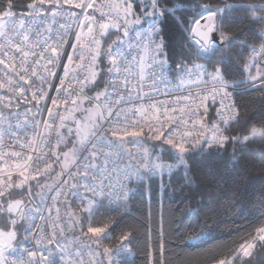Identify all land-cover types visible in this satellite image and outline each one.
Listing matches in <instances>:
<instances>
[{"label": "snow or ice", "instance_id": "6c2138e0", "mask_svg": "<svg viewBox=\"0 0 264 264\" xmlns=\"http://www.w3.org/2000/svg\"><path fill=\"white\" fill-rule=\"evenodd\" d=\"M18 6L0 0V264H121L133 233L112 237L116 216L102 226L92 221L101 210L126 209L130 194L157 177L167 187L165 173L179 185L178 240L192 232L207 243L229 208L241 205L243 216L254 199L264 217V148L258 189L243 163L250 145H264V0ZM169 21L174 47L164 34ZM252 92L262 114L248 126L252 117L239 98ZM210 103L217 107L209 124ZM70 193L80 195L79 211L62 224L59 205ZM77 226L79 236L68 241L65 233ZM146 256L148 264H167L165 242ZM211 264H264V222Z\"/></svg>", "mask_w": 264, "mask_h": 264}, {"label": "trees", "instance_id": "16d2710c", "mask_svg": "<svg viewBox=\"0 0 264 264\" xmlns=\"http://www.w3.org/2000/svg\"><path fill=\"white\" fill-rule=\"evenodd\" d=\"M28 2L29 0H16L19 6L14 11H26L27 9L23 5ZM175 28V24L171 21L164 25L165 39L171 47L175 46L177 40ZM111 39H115V36H111L107 42H110ZM87 94L92 95L93 93L88 92ZM259 95L257 92H252L250 95L239 98L240 103L247 105L245 109L246 115L252 117L248 126L256 123L262 114L260 109L261 102L258 99H254V97ZM234 127L237 131H242L244 128L243 121ZM232 134H236V132ZM249 147L250 151L244 154L243 163L251 173L253 186L258 189L260 183L258 179L260 171L259 160L261 158L260 150L264 148V145L257 142ZM230 152L231 147H229ZM163 159L168 160L166 154H163ZM224 160L228 161L230 157L225 155ZM197 175L201 176L203 180V172L197 173ZM163 183L168 186L161 187V179L157 177L150 188L146 186L140 191L134 190L130 194L127 208L121 209L119 213L101 210L100 213L95 215L92 221L93 226H102L110 216L117 217L118 224L109 229V234L112 237L118 236L121 231H131L133 233L127 245L131 252L120 257L121 264H148L149 257L146 256V253L153 251L154 254H158L162 240L165 242L167 264H211L213 255L226 252L246 233L259 226L261 222H264V217H260L258 204L254 199L247 203V211L243 216L239 212L241 205L237 204L235 207L229 208V214L222 217L225 223L220 225L219 231L213 233L214 239L208 240L207 243L202 244L199 240L191 242L192 232H187V235L178 240L176 235L173 234V229L176 227L173 219L179 221L183 218L178 212H174V209L178 206L179 193L174 192L173 189H178L179 185L175 182L174 177L170 179L169 176L163 177ZM204 183L206 184V181ZM208 190L207 187H204V191ZM223 203L227 206V201ZM79 205V199L69 194L66 204L67 213L70 211L78 212ZM248 212H251V215ZM188 223V220H184L185 225ZM185 241H187V244H185ZM196 245H199V247H196Z\"/></svg>", "mask_w": 264, "mask_h": 264}, {"label": "built area", "instance_id": "2783aa9c", "mask_svg": "<svg viewBox=\"0 0 264 264\" xmlns=\"http://www.w3.org/2000/svg\"><path fill=\"white\" fill-rule=\"evenodd\" d=\"M100 2H101V0H97V3H100ZM26 11H27V10H26ZM76 11H79V10H76ZM97 15H98V14H97ZM64 22H65L64 19H59V23H64ZM56 27H58V25H56ZM65 50H66L67 52H69V53L72 51L70 47H66ZM64 62H65V63L67 62L66 59L64 60ZM58 74H59V75H63L62 71H60ZM156 79L159 80L160 77L157 76ZM53 83L56 84V85H58V84H59V80H55V81H53ZM133 83H135V81H133ZM147 83H148V81H145V84H147ZM66 86H67V84H66ZM144 90L147 91L148 89L145 88ZM192 91H195V89H192ZM50 95L55 96V95H56L55 90H53V91L50 93ZM173 95H174V96H179V95H181V92L177 91V92H175ZM156 99H158V100H167L168 97H166V96H164V95H162V94H157ZM49 106H50V102H49ZM216 107H217V105H213V104H211V103L209 104V111H208L207 118H206V119H207V122H208L209 124H210L212 121H214V120L216 119V115H215ZM164 176H168V174L165 173ZM118 179H119L118 176H114V177H113V184L115 185V187H114L113 190H112V196H111V199H113V200H116L117 197L120 195L119 184L117 183ZM70 194H71V193H70ZM51 195H54V193H49V194H48V196H49V201H48V202H49V203L51 202V200H50ZM68 196H69V195H68ZM76 197H77V198L79 199V201H80V199H81L80 195H77ZM61 199H62V201H63V198H61ZM67 199H68V197H67ZM66 204H67V201H66V202H62V203L59 205V207H60L61 223H62V224H63V223H67V222L69 221V217L67 216V211H66ZM113 207H115V205H113ZM44 214L47 215V212L45 211ZM55 215H56V213L53 212V216H55ZM81 215H82V214H81ZM41 223H43V222H41ZM79 231H80L79 226H77V228H76L75 230L66 232V233H65V237H66V239H67L68 241H75V237L79 236ZM79 243H83V242L81 241V242H79ZM71 246H72L73 248H75V247L77 246V244H76V243H73ZM86 253H87V250L85 249V259H87V255H86ZM98 259H99V257H98Z\"/></svg>", "mask_w": 264, "mask_h": 264}, {"label": "rangeland", "instance_id": "374dc122", "mask_svg": "<svg viewBox=\"0 0 264 264\" xmlns=\"http://www.w3.org/2000/svg\"><path fill=\"white\" fill-rule=\"evenodd\" d=\"M190 241H191V242H196V241H198V240H193V239H190Z\"/></svg>", "mask_w": 264, "mask_h": 264}]
</instances>
